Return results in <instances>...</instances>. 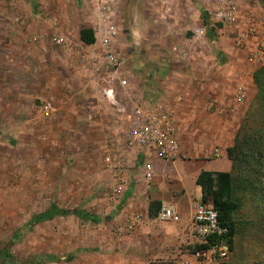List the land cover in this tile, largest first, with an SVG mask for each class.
Masks as SVG:
<instances>
[{
  "label": "rangeland",
  "instance_id": "rangeland-1",
  "mask_svg": "<svg viewBox=\"0 0 264 264\" xmlns=\"http://www.w3.org/2000/svg\"><path fill=\"white\" fill-rule=\"evenodd\" d=\"M140 3L117 0L111 8L117 31L112 46L127 80L121 86L103 59L101 36L91 46L76 37L83 26H94V3L0 0V252L11 256H0V264H181L184 242L177 257L152 259L142 251L140 213L148 199L139 188L147 180L128 132L144 115L166 110L165 104L152 109L141 102L144 59L150 65L165 54L164 65L176 67L179 60L170 53L186 49L192 55L182 61L196 71L195 81L207 82L202 67L215 68L220 74L204 71V77L215 89L221 80L226 86L224 102L210 99L207 110L241 114L239 128L247 136L264 127V101L256 98L252 77L264 63L248 61L249 52L264 44V0H152L149 8ZM139 18L151 30L140 45L128 37L131 21ZM168 22L173 31L163 36ZM252 26L256 31L250 33ZM238 33H247L240 46ZM111 86L113 98H107ZM164 168L155 172L157 182L172 174ZM240 169L248 175L243 163L233 173ZM262 191L236 195L239 232L231 237L225 264H256L258 258L264 264ZM52 206L69 213L29 223ZM169 248L174 252L175 243Z\"/></svg>",
  "mask_w": 264,
  "mask_h": 264
},
{
  "label": "crops",
  "instance_id": "crops-1",
  "mask_svg": "<svg viewBox=\"0 0 264 264\" xmlns=\"http://www.w3.org/2000/svg\"><path fill=\"white\" fill-rule=\"evenodd\" d=\"M87 1L94 3L97 7L95 10L96 16L94 15L97 19L93 21L94 26L90 27L94 31L97 44L99 41L98 35L101 36L98 24L100 18L104 15L99 7L104 2L102 0ZM116 1H106L109 11H105V15L109 14L111 17V8L115 6ZM150 3H152V0H141L139 6L149 8L151 6ZM141 18L137 19V21L133 19L128 30L129 39L138 45L143 43L148 38L149 32H151L149 26ZM170 25L171 23L169 22L163 24L164 27L168 28V30L164 29L163 36L168 34L166 32L169 30L173 31ZM76 37L80 41L79 30ZM80 43L82 42L80 41ZM185 50L182 49L181 52H175V54L174 52L170 53L172 57L175 55L179 60L176 67L164 65L163 62L169 59L165 54L158 58L157 63L148 65V62L144 59V63L141 64V71L145 73L143 75H145L146 82V94L141 97V102L145 103L147 107L152 104V109L155 105L165 104V109L173 112L180 142V153L174 159L150 160L153 163L152 175L147 180L146 186L142 185L139 188L143 194H146L148 199L144 211L140 213L142 215L139 223L141 225L140 229L146 236L142 244V251L147 255H153L155 258L152 259L162 256L166 258L177 257L180 253V244L183 242L188 244L193 240L189 222L191 206L194 201L201 199L204 195L202 187L197 183V178L201 171L232 172V161L228 156L227 149L233 146L236 133L243 118L241 114L228 113L218 115L207 110L210 99H214L216 102H224L228 93L226 86L221 80L219 87L215 89L211 87L210 83L212 81L210 78L204 77V71H207L208 75L212 74L213 76L220 74L216 71L218 69L215 68L201 66L203 71L202 79L206 78L207 82L199 79L195 81L196 71H192L188 64L182 61L187 59L188 55H192ZM119 58L122 68L124 61L120 55ZM215 93H217L218 97ZM179 95L182 96V101L180 102L176 99ZM149 110H151V107ZM141 111L146 112L145 109L139 107L138 112L141 113ZM212 147L219 149V157L215 158L212 156ZM173 164H175L176 168H171ZM163 168L168 170V172L170 170L172 174L163 175L159 180L161 182H157L158 177L155 172L159 169L163 170ZM195 186H197V197L195 196ZM151 201L161 202V209L172 207L175 210L174 217L168 221L160 220L158 214L161 209L156 216H149L148 205ZM172 243H175L176 246L174 252L169 248ZM180 258L182 260V253H180ZM131 264L134 263L132 262Z\"/></svg>",
  "mask_w": 264,
  "mask_h": 264
},
{
  "label": "built area",
  "instance_id": "built-area-1",
  "mask_svg": "<svg viewBox=\"0 0 264 264\" xmlns=\"http://www.w3.org/2000/svg\"><path fill=\"white\" fill-rule=\"evenodd\" d=\"M102 1L104 3L99 9L104 15L100 18L98 28L101 35L100 45L104 53L103 59L106 64L111 66L113 77H116L118 84L123 86L127 84V80L119 74L121 70L120 58L112 46V39L117 31L115 26L111 24L110 15L104 13L109 11V7L106 5L107 0ZM229 17L235 19V16ZM247 31L252 33L256 31V28L252 26ZM238 34L235 43L240 46L247 33ZM54 40L61 43L63 38L54 37ZM248 61L253 64L264 63V44L249 52ZM113 94L114 89L112 86L105 90L107 98H113ZM243 96L244 93L241 90L236 94L237 100H241ZM176 99L180 102L182 96L179 95ZM128 143L137 149V153H139L142 160L144 178L149 180L153 172V163L150 160H172L180 153V142L173 112L171 110L157 111L152 115H144L135 121L134 126L128 132ZM212 155L215 158L219 157V149L214 148ZM174 215L175 210L172 207H165L159 212L158 218L162 221H168ZM138 219L140 218L137 216L135 221H138ZM189 222L193 240L186 244L181 252V264L227 263L231 255L230 231L228 226L220 221L218 211L213 204L201 199L194 201L191 206Z\"/></svg>",
  "mask_w": 264,
  "mask_h": 264
},
{
  "label": "trees",
  "instance_id": "trees-1",
  "mask_svg": "<svg viewBox=\"0 0 264 264\" xmlns=\"http://www.w3.org/2000/svg\"><path fill=\"white\" fill-rule=\"evenodd\" d=\"M79 39L86 45L94 44L95 35L93 29L83 26L79 30ZM252 77L257 88L256 98L264 101V67L257 69ZM240 128L236 133L233 146L227 149L228 156L232 161V172L201 171L197 178V183L202 187L204 194L201 200L207 201L210 198L212 201L210 203L218 211L220 221L229 228L231 249V237L239 232V226H237L233 216L240 203V200L235 198L236 195L240 194L242 196L248 192L253 196L257 195L259 189L261 191L264 189V127L257 131L256 137L243 134ZM237 163L238 166H241L243 163L245 169L248 170L247 176L242 174V169H240L241 172L238 171V174L233 173L237 169ZM262 194L264 196V190ZM262 200V209L264 211V197H262ZM161 207V202L151 201L148 205V215L156 216ZM68 213L67 210H60L52 206L50 209L32 217L29 223L35 225L56 215ZM74 213L84 214L77 211ZM85 215L86 217L88 216L87 214ZM262 227L264 229V226ZM0 256L11 257L10 254L4 252H0ZM52 257V255H48L46 260L51 261ZM261 263H263V258H258L256 264Z\"/></svg>",
  "mask_w": 264,
  "mask_h": 264
}]
</instances>
